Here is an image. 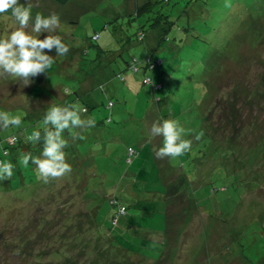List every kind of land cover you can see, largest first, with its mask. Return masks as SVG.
Listing matches in <instances>:
<instances>
[{
  "label": "rangeland",
  "instance_id": "rangeland-1",
  "mask_svg": "<svg viewBox=\"0 0 264 264\" xmlns=\"http://www.w3.org/2000/svg\"><path fill=\"white\" fill-rule=\"evenodd\" d=\"M146 1L21 0L33 16L60 15L69 51L28 85L0 76V110L22 116L20 129L0 132V157L33 154L25 129L71 89L99 104L84 141L69 137L66 149L88 153L89 166L81 158L78 170L15 190L13 180L0 181V264H264V0H151L136 15ZM157 17L172 28H150ZM14 27L10 12L0 14V35ZM141 28L147 34L137 38ZM148 53L165 62L149 71L164 83L157 91L143 62L137 73L126 62ZM164 118L179 120L192 140L181 157L155 156L161 138L148 132ZM15 133L21 142L10 147ZM113 193L126 207L121 224L133 214L140 222L124 236L140 255L115 248L99 229L98 209L102 227L112 225Z\"/></svg>",
  "mask_w": 264,
  "mask_h": 264
},
{
  "label": "clouds",
  "instance_id": "clouds-1",
  "mask_svg": "<svg viewBox=\"0 0 264 264\" xmlns=\"http://www.w3.org/2000/svg\"><path fill=\"white\" fill-rule=\"evenodd\" d=\"M15 27L7 35H0V76L7 75L13 81L28 85L33 78L50 70L54 57L64 56L69 51L58 13H32V5L21 0H0V14L9 13ZM180 36L182 32L177 29ZM47 33L44 38H39ZM55 49L56 55H50ZM47 50V51H46ZM66 94L68 90H66ZM88 108L79 102L51 103L37 125L29 132L25 129V141L41 145L39 155L23 153L17 162L24 168L35 166L38 177L48 183L50 179L63 177L71 172L66 149L69 137L77 140L81 129L95 126V118L86 116ZM22 127V116L8 110H0V132ZM150 138H161L155 150L157 158L172 159L183 156L192 148V140L177 119L164 118L154 121L148 132ZM7 155V153H4ZM15 164L0 158V181L13 176Z\"/></svg>",
  "mask_w": 264,
  "mask_h": 264
},
{
  "label": "trees",
  "instance_id": "trees-1",
  "mask_svg": "<svg viewBox=\"0 0 264 264\" xmlns=\"http://www.w3.org/2000/svg\"><path fill=\"white\" fill-rule=\"evenodd\" d=\"M56 1L57 3L59 4H67L70 0H54ZM152 4L151 0H148L144 3L143 6H141L140 8H138L137 12H136V15H140V13L143 12V10H141L142 7H144L146 5L147 9L148 10V7L149 5ZM145 10V11H146ZM163 16V15H162ZM163 17H167V16H163ZM120 18V17H119ZM118 18V19H119ZM117 19V20H118ZM114 19H112L111 21H113ZM149 20H152V18H150ZM116 21V20H115ZM162 19H160V17H157L154 19V21H151L150 24V28H156L158 25H162L163 28H166L165 31L167 32L168 30H170L172 28L171 26V22H168L167 21H164ZM167 22V24L169 26H164L165 23ZM160 23V24H159ZM109 21H106L105 24H104V27H108L109 25ZM141 34V35H140ZM147 34V30L144 29V28H141L137 34V38H138V35L139 36H144ZM130 40V39H129ZM157 50H155L156 52ZM147 52H150L147 50ZM143 60L140 61L138 59V56L136 55H131V58L129 60H127V64H128V68L131 69V72L133 73H137V72H140L141 71V68L143 67L142 65H139V62H143L144 64V71L147 72V74L145 75V82L147 83H152L153 84V89L155 91L161 89L164 87V83L159 81L157 82L156 84H154V79H153V76L149 75V71L153 72V70L157 67V66H160V65H165V62L164 60L161 58V57H154V55H152L151 53H148L147 55H144L143 56ZM100 58L96 61V62H99ZM113 59L111 58V64L113 66ZM95 62V63H96ZM94 61L93 62H90L91 66H89V68H93L94 66H96L97 64H95ZM80 64V63H79ZM94 64V65H93ZM114 68V67H113ZM117 76L121 75L123 77V80L125 81L126 78L123 76V70L121 71H115ZM162 72H165L167 73V70L166 71H162ZM168 74V78L170 79L171 75ZM161 76V75H160ZM162 77V76H161ZM61 78V77H60ZM62 79L65 80L64 77H62ZM104 84V83H102ZM101 85V84H100ZM35 87H38V89L40 91H43V88L40 87V86H35ZM78 88V87H77ZM95 90V89H94ZM93 90V91H94ZM72 94H70L68 96V98L66 100H64L63 102L61 103H71L73 101H76V100H79V102L81 104H83L85 107L88 108V113H86L85 115L86 116H92L94 117L95 119L97 118V116H94L92 115V109L97 106L99 104L98 102V96L95 97V100H96V104L94 106H91L89 107L90 105L83 101L82 99H80L79 97V94L78 92L76 91V89L72 90ZM112 103V101H110L107 105L110 106ZM108 119H111L110 116H108ZM88 129V128H87ZM83 129H81V136H83V133L84 131H82ZM88 132V130H87ZM9 137V136H8ZM84 137V136H83ZM85 138V137H84ZM84 138H78L77 140H75V143L74 145L77 146L79 143L83 142L84 141ZM8 141V146H14L15 144L17 143H20L21 142V138L15 133V134H12L10 135V137L7 139ZM29 146L32 148V150L34 151L33 152V155H39L40 153V148H41V145H31L29 143ZM75 146H74V149L73 151H70L67 153V160L68 162L71 164V166L74 168L75 167V170L81 168L80 167V162H81V158L83 160H85L86 162L84 163V165H88V162H90V156H88V153H81L80 156H75L76 154V149H75ZM36 147H37V151H36ZM88 149V148H87ZM3 152L5 153H8V149L7 147H4L3 148ZM128 153V160H129V164L130 166H133L134 165V161H133V156H135L137 153L135 152V150L132 148V147H129L128 150L126 151ZM1 158V157H0ZM107 159V158H106ZM15 163V166L18 167V168H14V172H13V176L11 178H8V179H11L13 181H11V183L9 182L10 186L8 187L10 190H15L17 188H19L21 185H22V182L25 181L27 183H38L41 181V179L38 177V174L37 172L34 170L35 169V166L34 165H29L28 168H24L22 167L18 162V158L17 159H12ZM94 161H98V159H94ZM133 161V162H132ZM89 166V165H88ZM223 169V168H222ZM128 174V172H126V174L124 176H126ZM106 175V174H105ZM233 175V174H232ZM237 175V174H236ZM227 177L231 178V175H227ZM252 179L254 180H257L256 177L252 174ZM251 179V180H252ZM6 180V179H5ZM15 180V181H14ZM259 181V180H258ZM257 181V182H258ZM238 182V181H237ZM245 185V184H243ZM219 188H223V185H221ZM229 189V188H227ZM224 191H227V190H223ZM112 194V193H111ZM116 194V193H115ZM115 194L113 193V196L112 197H109L108 198V202L112 205V206H115V205H118V208H117V211H115L112 215H111V219H112V222L110 225L111 227H102L101 225V222L99 220V213H100V209H98V213L96 215V219H97V222H98V226H99V229L103 232L102 234H104L106 237H109V241H110V244L112 246H114L115 248H118V249H121L123 251H128V252H131V253H136V254H139L138 251H134L135 247H134V244L131 242V241H127V240H124V236L127 235V234H132L133 233V226H136L137 224H139L140 222H138V220H136V218H134L136 215L133 214L132 217H130L127 222L125 221L124 224H121L120 222V216H121V213L123 211H126V207L123 206V205H120L119 207V202L117 200V197L115 196ZM99 220V221H98ZM106 223V221L104 222ZM126 223V224H125ZM116 238H120V239H123L126 243H121L119 242V240L117 241ZM140 255V254H139ZM142 256V255H141Z\"/></svg>",
  "mask_w": 264,
  "mask_h": 264
},
{
  "label": "crops",
  "instance_id": "crops-1",
  "mask_svg": "<svg viewBox=\"0 0 264 264\" xmlns=\"http://www.w3.org/2000/svg\"><path fill=\"white\" fill-rule=\"evenodd\" d=\"M52 5V4H51ZM136 226H133V228H135ZM163 230V229H162ZM160 232H162V231H158V233H160ZM161 235V233L160 234H158L157 236H160Z\"/></svg>",
  "mask_w": 264,
  "mask_h": 264
}]
</instances>
